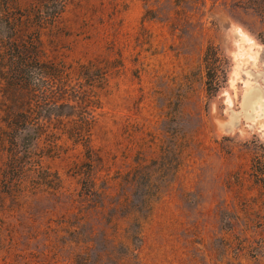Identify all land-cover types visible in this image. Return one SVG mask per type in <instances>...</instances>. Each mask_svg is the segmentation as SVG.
<instances>
[{"label":"rangeland","instance_id":"1","mask_svg":"<svg viewBox=\"0 0 264 264\" xmlns=\"http://www.w3.org/2000/svg\"><path fill=\"white\" fill-rule=\"evenodd\" d=\"M39 38L60 91L0 133V264H264V0H65Z\"/></svg>","mask_w":264,"mask_h":264},{"label":"trees","instance_id":"2","mask_svg":"<svg viewBox=\"0 0 264 264\" xmlns=\"http://www.w3.org/2000/svg\"><path fill=\"white\" fill-rule=\"evenodd\" d=\"M52 1H55L54 9L48 12L47 3ZM64 2L34 0L20 6L19 0H0L1 134L9 131L15 138L20 130L26 132L33 126L43 129L41 117L44 116L33 112L31 101L35 97L36 100L47 98L50 103L55 102L62 76L55 64L39 57V33L43 24L53 23ZM53 86L58 89L52 90ZM40 133L42 131L38 130L35 134L39 136ZM78 244L66 264H98L96 258L88 255L89 245L86 242Z\"/></svg>","mask_w":264,"mask_h":264}]
</instances>
